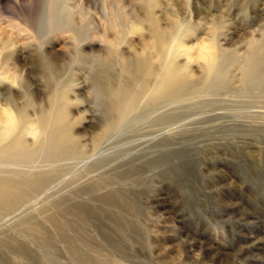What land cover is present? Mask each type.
Returning a JSON list of instances; mask_svg holds the SVG:
<instances>
[{"label":"rangeland","instance_id":"obj_1","mask_svg":"<svg viewBox=\"0 0 264 264\" xmlns=\"http://www.w3.org/2000/svg\"><path fill=\"white\" fill-rule=\"evenodd\" d=\"M168 65L192 88L172 113L194 125L138 147L154 127L118 132L111 103L121 90L138 108ZM261 65L264 0H0V132L26 116L24 141H45L19 168L39 187L0 197V264H264ZM61 116L81 154L60 161ZM96 145L110 150L93 166Z\"/></svg>","mask_w":264,"mask_h":264},{"label":"bare ground","instance_id":"obj_2","mask_svg":"<svg viewBox=\"0 0 264 264\" xmlns=\"http://www.w3.org/2000/svg\"><path fill=\"white\" fill-rule=\"evenodd\" d=\"M148 16H150V14ZM149 19L151 20V18H149ZM151 24H152V22H151ZM154 28H155V26H154ZM154 28H152V29L153 30L157 29V26H156L155 29ZM155 34H156V30H155ZM157 36H158V39L160 37H162L163 38L162 42H164V40H165L164 38L165 37H163L162 34H159ZM167 40L169 41V39H167ZM162 42L160 43V45L163 44ZM165 44H167V43H165ZM209 53L211 54V52H209ZM161 55L163 56V54H161ZM169 57H170L169 59L171 60V56H169ZM209 57H207V58L210 59ZM218 57H219V55H218ZM218 57H217V60H219ZM254 57H256V55L255 56L253 55V59L255 60ZM214 58L215 57H213L212 59H214ZM141 61H142V59H141ZM148 61H149V58H148ZM148 61L145 62V60H143L142 63H139L138 64V67H136V68H138V75H141L142 73L144 74V69H145L144 67H146L148 65V64L146 65V63H150V61L149 62ZM251 61H253V60H251ZM208 62H209V60H208ZM215 63H216V61H215ZM254 64H251V65L250 64H248V65L246 64V65L247 66L250 65L251 68H252L253 67L252 65H254ZM165 65H163V66L164 67H167ZM258 65L260 66V64H258ZM258 65H257V68H258ZM209 66H211V65L209 64ZM250 66H249V68H250ZM148 67H149V65H148ZM168 67H170V66L168 65ZM151 68L153 69L155 67H151ZM251 68H250V70H251ZM261 68H263L262 65H261ZM246 69H248V67ZM207 71H211L212 73L213 72L216 73V72L219 71V67L218 66L216 67L215 65H213ZM261 71H264V68ZM146 72L147 73H150V71L149 72L146 71ZM152 72L155 73V71H152ZM252 72H255L254 71V67H253V71ZM158 73H160V71ZM179 73H181V70H180ZM222 73H223V71H222ZM256 73H258V71ZM186 74H188V73H186ZM203 74H205V73H203ZM250 74H254V76H256L259 73L256 74V75H255V73H250ZM189 75H187V78H188ZM210 75H212V74H210ZM210 75L208 74L207 78L210 79L211 78ZM149 76H151V75H149ZM259 76H260V74H259ZM259 76H257V77H259ZM135 77H137V75ZM185 77L186 76H183V75L177 73L176 66L174 68L173 67H170L164 73L159 74V76H157V79H156L157 82H156V84H154L156 87L155 88L154 87L152 88L154 90L151 91V88H150V90L147 91V95H145V97H140V94L137 93V94H139L138 95V108H136V105H137L136 102H137V100H136V102L135 101L132 102L130 100L128 101L127 98H126V95L124 93H121V90H119L118 93H120V94L116 93V95L117 94L118 95L116 96L115 101L113 103H111V105H113L112 106L113 109L115 110V111L113 110L115 112V114L113 116L114 124H112L113 122L111 124L112 125H116V127H118L117 128V131L118 132L137 130V129H135V125H136L135 122H138V130H139V128H142V127L144 129H147V128H145V126H147L148 124L151 127H154V131L155 132L149 133L150 132L149 131L148 132L149 134H146L147 132L146 133L143 132L141 134H138V137H137L138 139L136 138L137 141H138V143H135V142H137L136 140L134 142V145H137L138 147L139 146H142V145H147L148 143H151V144H153L154 148H157L158 146H160V144H162V145L163 144H166V143L169 144V142L174 141L175 136H177L178 131H180L182 129H186L187 127H189L191 124L194 123V121H193V122H191L190 125H188V123H186V124L183 123L182 124V122H184L185 119L183 120V118H181L179 115H177L175 113H172V104H175L176 105V103L184 102L185 101L184 99H187L186 97L192 96L190 94V91H189L192 88H189L188 87L189 88V90L187 91L188 93L187 92H184L185 88H187V86L189 85L188 84L189 81L187 79H185ZM204 77H206V75ZM212 77H213V75H212ZM152 78L153 77H151V79ZM213 79H214V77H213ZM215 79H217V78H215ZM224 79H225V77H224ZM256 79H259V78H256ZM261 79H264V77L261 78ZM139 80H137V81L141 83V80L140 81ZM146 80H147V78H146ZM219 81L220 80L217 79L212 84H209V82H207V83L211 87V86H213V84L215 82L218 83ZM221 82L223 83L222 80H221ZM142 83H143V81H142ZM227 83H226V85H227ZM258 84H260V82ZM154 85H152V86H154ZM219 85L221 86V84H219ZM263 86L260 85V87H263ZM219 87H217V88H219ZM219 89H217V90H219ZM140 90L142 91V89H140ZM140 90H138V91H140ZM210 90H213V88H211ZM149 91H151V92L148 95V92ZM201 91H203V90H201ZM212 93H215V92L213 91ZM141 94H144V93H141ZM143 102H144L145 105H143L140 108L139 105L141 103H143ZM110 109H112V108L110 107ZM113 111L111 110V112H113ZM136 111H138V116L135 114V116H136L135 117L133 114H134V112L136 113ZM206 114H208V113H206ZM213 116H215V115H213ZM59 119H60V121L58 120L59 121L58 123H53V124H51L48 127V130H49L48 131V138L46 140L47 143H48V144H46V146L47 145L48 146L46 148H50V152L52 153V155L53 156H57L56 158H58V160H60V161L61 160H66L68 158L69 159L75 158V157H77L78 155L81 154V151L79 152L77 150V148L75 147L76 146L77 139L74 138L73 136H70V134L69 135L66 134L67 133L66 128H68V127H67V124L65 122L66 121L65 116H61ZM14 121L13 120H10L9 122H7L8 125L6 127L5 132H0V165H1L0 168H2V169H0V174L1 173H6V174H9V175H13L14 177H17V179H15L13 177H12V179H10V178H8V179H2L1 178L0 179V197L2 195L10 196V199L9 200L11 202H13V203L16 200V197L15 196L29 194V192H31L33 189H35L36 187H39V186H37V184L42 181V177H41L40 174L39 175H35V180L32 183V180H27V178L31 177L32 176V173H34V171L20 170L19 168L24 167V166L28 167L27 165H29L32 162V160H34L36 158L37 154L40 152V150H41L40 147H43V145H45L44 144L45 141L43 140V141H41V142H39L37 144L38 145V148L34 149V148L30 147L24 141V137L26 135V132H28L30 130V128L28 126V123H27L28 122V118L26 116H24V117L22 116L20 118L19 123H15ZM37 123H38L37 130L40 133H42V135H43V132H44V134H46V129H47L46 127L47 126H46V123L43 120V118H39V120H38ZM144 129H141V130H144ZM105 133L106 134L104 135V137H107L108 136V133L107 132H105ZM42 135H40V136H42ZM101 137H103V136H100L99 137L100 139L99 138L95 139L94 140V143L98 144L97 142H99L102 139ZM2 143H4V144H2ZM68 143L70 144L69 146L67 145ZM96 146L97 147H96V149H94V152L91 155V157L87 158V159L92 160V165L93 166L94 165H100L101 163L106 162L107 161V158H106V155L105 154H106V152H108L110 150V148H107V147L104 148L101 145L100 146L99 145H96ZM153 146H152V148H153ZM162 153H161V155H162ZM163 159H165V158H163ZM2 166H4V167H2Z\"/></svg>","mask_w":264,"mask_h":264}]
</instances>
